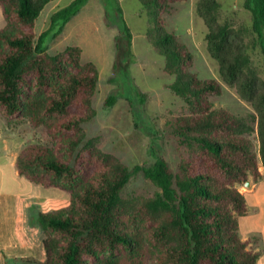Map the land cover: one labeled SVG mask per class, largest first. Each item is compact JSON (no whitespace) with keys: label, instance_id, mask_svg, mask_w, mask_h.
<instances>
[{"label":"trees","instance_id":"trees-1","mask_svg":"<svg viewBox=\"0 0 264 264\" xmlns=\"http://www.w3.org/2000/svg\"><path fill=\"white\" fill-rule=\"evenodd\" d=\"M53 0H0V117L43 128L55 144H29L18 155L20 177L69 193L67 209L36 216L42 235L40 262L31 264H257L258 236L241 239L238 219L247 206L238 186L260 179L264 168V77L253 67L242 32L220 21L217 0H198L195 13L207 28L208 55L221 81L251 112L242 116L214 108L218 82L190 72L192 56L164 16L184 0H137L149 20L147 42L163 58L166 86L186 113L168 122L181 151L171 166L162 157L148 168L129 169L85 139L95 116L93 96L99 72L82 61L81 49L66 46L49 54L34 27ZM85 3L72 0L53 14L65 24ZM254 25L264 27V0H244ZM122 28L128 31L123 23ZM264 52V46H262ZM21 124V123H20ZM142 172L157 192L126 198L124 188Z\"/></svg>","mask_w":264,"mask_h":264},{"label":"rangeland","instance_id":"rangeland-1","mask_svg":"<svg viewBox=\"0 0 264 264\" xmlns=\"http://www.w3.org/2000/svg\"><path fill=\"white\" fill-rule=\"evenodd\" d=\"M72 0L49 2L34 27L36 36L47 33L44 39L49 54H57L66 46H77L82 61L93 62L99 81L93 96V119L84 125L85 139H92L104 152L112 154L129 169L148 168L155 157L164 158L171 166L179 160L181 151L172 140L168 122L184 115V102L166 88L175 81L163 72L164 60L147 42L149 20L137 0H85L80 10L65 24L52 22L53 14ZM198 0H184L172 4L164 16L166 32L175 34L192 56L190 72L199 80L219 83L221 94L210 98L214 108H223L242 116L251 112L249 104L239 99L234 89L220 79L218 64L206 50L207 28L195 13ZM221 6L220 21L242 32L243 43L253 67L264 77V27L254 25L244 0H217ZM123 23L128 31L122 28ZM0 12V29L4 26ZM19 125L28 144L53 145L43 128H32L26 122ZM27 182V211L25 197L20 199V226L24 227L26 213L36 217L39 212L58 215L67 209L69 193L44 188ZM157 188L135 172L124 188L126 198H146Z\"/></svg>","mask_w":264,"mask_h":264},{"label":"crops","instance_id":"crops-1","mask_svg":"<svg viewBox=\"0 0 264 264\" xmlns=\"http://www.w3.org/2000/svg\"><path fill=\"white\" fill-rule=\"evenodd\" d=\"M14 123L0 117V264H31L27 260L40 262L42 259V235L36 217L30 212L26 213L24 227L20 226V199L27 200L31 194L27 182L18 175L15 162L28 139L19 133L22 125ZM259 173V180L249 178L248 185L238 186L247 206L246 214L238 219V228L243 240L258 236L257 264H264V168L259 167ZM29 204L27 200V211L31 208Z\"/></svg>","mask_w":264,"mask_h":264},{"label":"water","instance_id":"water-1","mask_svg":"<svg viewBox=\"0 0 264 264\" xmlns=\"http://www.w3.org/2000/svg\"><path fill=\"white\" fill-rule=\"evenodd\" d=\"M245 185H248V182H246Z\"/></svg>","mask_w":264,"mask_h":264}]
</instances>
